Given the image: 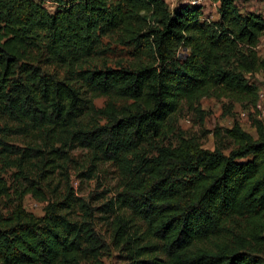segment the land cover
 Segmentation results:
<instances>
[{
    "label": "trees",
    "instance_id": "1",
    "mask_svg": "<svg viewBox=\"0 0 264 264\" xmlns=\"http://www.w3.org/2000/svg\"><path fill=\"white\" fill-rule=\"evenodd\" d=\"M213 1L218 19L207 22L200 5L165 0H57L53 10L0 0V161L27 182L8 213L0 207V264H99L112 254L119 264H264L253 251L264 252V123L252 119L255 136L237 121L225 128L227 153L162 141L181 106L211 92L256 104L247 76L264 71V16L239 10L247 0ZM103 37L137 61L90 64ZM77 148L119 170L116 192L92 207L68 186L41 215L27 212L24 195L39 189L29 173L50 178ZM9 197L0 179V201Z\"/></svg>",
    "mask_w": 264,
    "mask_h": 264
},
{
    "label": "rangeland",
    "instance_id": "2",
    "mask_svg": "<svg viewBox=\"0 0 264 264\" xmlns=\"http://www.w3.org/2000/svg\"><path fill=\"white\" fill-rule=\"evenodd\" d=\"M44 1L45 6L49 10H53L57 2V0ZM165 1L169 9H174V6L182 2V0ZM236 5L242 12L255 11L264 16V0L237 1ZM199 10L201 12V20L209 22L218 19V3L213 0H204L199 6ZM257 49L259 54L264 57V34L260 37ZM178 52L180 53L181 50L178 49ZM135 61H137V58H135L132 48L117 43L115 39L110 37L101 38L97 53L88 60L90 64L94 63L97 66L107 65L112 68L126 66ZM247 78L256 84L257 94L259 92L262 93V101L264 102V71L247 76ZM258 98L257 96L256 103L259 100ZM107 100L108 97L104 95L95 94L92 97L95 108L104 106ZM88 117L92 118V116ZM253 118H257L264 123V116H259L256 105L253 106L247 100L217 96L211 92L202 97L195 105H182L179 111L173 115V118L169 120L168 133H165L162 141L175 144L178 137H184L197 142L203 148L212 150L218 147L227 153L234 147V143L225 134L224 129L230 127L234 121H237L244 131L255 136L256 130L252 125ZM13 142L20 145L22 141L20 138H15ZM29 175L35 181L33 184L39 189L36 191V195L31 193L24 195L22 206L27 212L37 216L43 213V207L48 200L56 198L68 186L72 187L74 196L84 199L85 202H88L93 207L100 205L102 201L113 195L121 183V174L115 166L110 164L98 167L92 165L88 151L81 148L74 149L70 153V159L65 164V167L56 168L52 174H48L50 178L43 180L39 176L47 175V173L39 174L36 170L33 173H29ZM22 177L23 175L19 174L16 168L0 161V179L9 188L10 196L0 201V207L4 214L8 213L14 205L16 192L27 184ZM98 216L100 217L101 215L98 214ZM97 222L98 228L104 231L106 225L102 222V219L98 218ZM233 223L228 228L232 232L238 233L237 229L240 227ZM253 251L264 258V252L260 248L253 249ZM99 258V264L120 263L118 256L115 254L104 255Z\"/></svg>",
    "mask_w": 264,
    "mask_h": 264
},
{
    "label": "built area",
    "instance_id": "3",
    "mask_svg": "<svg viewBox=\"0 0 264 264\" xmlns=\"http://www.w3.org/2000/svg\"><path fill=\"white\" fill-rule=\"evenodd\" d=\"M183 3L191 4V5H201L204 0H182ZM258 102L255 104L256 109L258 110L259 116H264V102L262 101V93H258Z\"/></svg>",
    "mask_w": 264,
    "mask_h": 264
}]
</instances>
